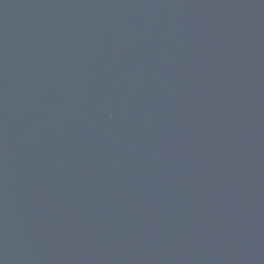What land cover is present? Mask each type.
I'll use <instances>...</instances> for the list:
<instances>
[{"label":"water","instance_id":"95a60500","mask_svg":"<svg viewBox=\"0 0 264 264\" xmlns=\"http://www.w3.org/2000/svg\"><path fill=\"white\" fill-rule=\"evenodd\" d=\"M0 264H264V0H0Z\"/></svg>","mask_w":264,"mask_h":264}]
</instances>
